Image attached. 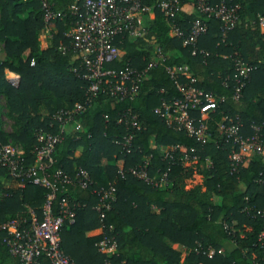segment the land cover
Instances as JSON below:
<instances>
[{"label": "trees", "instance_id": "1", "mask_svg": "<svg viewBox=\"0 0 264 264\" xmlns=\"http://www.w3.org/2000/svg\"><path fill=\"white\" fill-rule=\"evenodd\" d=\"M72 1L50 0L54 10H63ZM156 1L144 3L155 5ZM233 1L239 5V23L223 40L217 20L205 19L195 12L175 15L174 21L183 31L196 18L207 24L193 54L169 32L166 19L156 8L152 19L145 18L142 38L124 36L120 43L118 38L115 41L123 52L121 60L130 67L143 68L152 48L159 47L167 56L166 65L187 66L197 89L224 100L210 114L203 145L170 130L152 110L161 100L176 97L177 92L172 80L157 66L139 84L133 100L112 102L99 94L65 124L46 171L60 170L72 177L80 168L93 183L86 189L58 186L51 202L54 213L62 198L76 205L74 223L64 225L60 231L61 251L74 264H264V236L259 240L264 235V218L255 213L264 211V181H258L264 163L254 155L245 165L232 166L228 159L231 144L216 131L220 118L229 117L240 124L238 133L242 137L256 134L264 150V32L256 23L257 16L264 17V0ZM179 2L184 5L188 0ZM71 21L67 18L48 27L49 43L41 49L38 33L44 27L39 0H0V95L5 100L4 112L0 106V142L23 150L26 165L33 163L35 132L40 129L57 133L58 124L50 116L85 100L86 83L72 72L77 61L64 36ZM63 47L67 48L65 53L61 52ZM236 58L252 70L239 98L233 100ZM4 69L18 75L15 87L5 80ZM126 110L136 115L141 127L134 133L128 153L113 144L126 133L123 126L115 123L117 115ZM193 115L198 117L197 113ZM2 116L11 122L9 131L4 129ZM174 146L178 149L173 161L162 159L161 152ZM182 152L196 157L197 164L183 167L177 159ZM145 160L150 176L156 170L169 168L166 187L154 188L128 174L122 178L118 175L119 170L125 172ZM193 175L199 183L190 182ZM0 179V223L18 216L27 218L28 209L40 219L47 192L27 181L19 187L2 169ZM108 184L114 186L115 194L104 212L101 228L91 207L97 201L96 187ZM103 236L114 242L111 254H101L95 248ZM4 237L0 230V264H18L2 242ZM225 242L233 244L230 252L222 251ZM172 244L181 246L186 254L173 250ZM209 250L214 252L210 257L206 255ZM38 260L39 264H49L44 256Z\"/></svg>", "mask_w": 264, "mask_h": 264}, {"label": "built area", "instance_id": "2", "mask_svg": "<svg viewBox=\"0 0 264 264\" xmlns=\"http://www.w3.org/2000/svg\"><path fill=\"white\" fill-rule=\"evenodd\" d=\"M42 23L44 28L50 27L56 21L71 19L69 30L64 36L69 40V51L77 61L72 72L76 77L86 83L85 100L75 103L71 109L59 110L50 116L51 121L58 124V132L51 133L38 129L35 132V145L32 148V165H26L23 150L10 143L0 142V169L21 187L23 182L44 189L47 193L41 207L40 219L35 213L27 210L28 217H16L0 223V230L5 237L2 242L8 247L10 255L15 257L18 264H39V257L44 256L49 264H74L62 253L60 248V231L64 225H72L75 218L76 205L67 198H62L54 213L51 202L58 186H77L86 189L93 185L90 177L83 169H76L72 177L66 176L62 171L52 173L46 171L52 163L51 154L54 147L61 140L60 133L65 124L72 122L75 115L82 113L93 99L99 94L105 95L112 102L131 101L137 94L139 84L146 78L148 72L155 67H162L167 77L172 80L177 96L169 101L161 100L152 112L174 132H182L187 137L194 138L200 145L204 144L208 126L207 122L212 114L223 102V97L211 93H204L195 87L196 80L185 65H166L167 56L159 47H153L151 57L141 69H135L123 62V52L115 45L120 43L124 36L137 39L145 35V18L152 19L153 8H156L166 19L169 32L181 40L183 47H190L195 53L197 39L207 30L205 21L196 18L183 31L174 21L175 15L182 12L179 0H157L155 5H147L144 0H73L63 10H54L50 0H39ZM187 5L197 15L205 19L218 21V29L223 40L228 32L239 23V5L233 0H188ZM256 23L264 29V17L257 16ZM67 48H61L65 53ZM202 53V51H200ZM204 53V52H203ZM115 64L116 67H108ZM32 65V62L30 63ZM252 68L242 60H233V93L232 99L237 100L249 78ZM9 84L16 86L18 76L12 74L7 78ZM194 113L198 117H194ZM106 121L107 117L103 116ZM115 123L125 128L126 133L113 142L120 151L128 153L131 139L135 132L140 130L136 115L126 110L118 114ZM48 127L51 129L52 125ZM240 124L229 117H221L216 124L218 135L224 142L231 144L228 159L231 165L237 163L244 165L251 156H260L264 163V150L256 134L242 137L238 133ZM75 128L79 126L75 124ZM254 131H257L254 128ZM174 146L171 150L162 151V159L173 161ZM192 152V149L189 150ZM177 159L183 167L197 164V158L191 157L187 152L178 154ZM158 171L150 176L148 174V160L142 164L128 168L125 172L118 171L122 178L124 174L148 184L154 188L168 185L167 173ZM258 181H264V170L258 174ZM96 203L91 210L97 214L101 228H104V212L114 200L115 188L108 184L105 187H96ZM81 207H84L82 205ZM256 215L264 218V211H256ZM264 235L261 234L259 240ZM97 252L111 254L115 248L111 238L103 236L95 244ZM214 252L209 250L206 255L210 257ZM218 254L221 251H217ZM257 264V263H253Z\"/></svg>", "mask_w": 264, "mask_h": 264}, {"label": "crops", "instance_id": "3", "mask_svg": "<svg viewBox=\"0 0 264 264\" xmlns=\"http://www.w3.org/2000/svg\"><path fill=\"white\" fill-rule=\"evenodd\" d=\"M182 12L185 13V14L193 13L192 9L187 4H184L182 6ZM48 31H49L48 28L47 29L46 28H43L38 33V43H39V47L41 49H46L47 46H48V43H49L48 40L50 38V33ZM261 32H264V29H261ZM1 46H2V44L0 43V62L3 60V53L1 52ZM3 73H4V78H5L6 81H7V78L11 77L12 74H14V73L6 70V69H4ZM18 79H19V77H18ZM7 83H8V81H7ZM9 85L11 87H15V86H13L11 84H9ZM0 106L2 107V111L4 112V110H5V108H4V106H5V100H4V98H3L2 95H0ZM2 121L4 123V129L6 131H9V125H10L11 122L7 118H5L4 116H2ZM171 248L173 250H175V251L181 252L182 254H186V251L181 246H179L177 244H172L171 245ZM233 248H234L233 244L232 243H229V242H225L222 245V251H225V252H230Z\"/></svg>", "mask_w": 264, "mask_h": 264}, {"label": "rangeland", "instance_id": "4", "mask_svg": "<svg viewBox=\"0 0 264 264\" xmlns=\"http://www.w3.org/2000/svg\"><path fill=\"white\" fill-rule=\"evenodd\" d=\"M49 39H50V38H49ZM191 167H193V166H191ZM190 182L193 183V184H196V183H199L200 180L198 179L197 176L193 175V176H192V180H191Z\"/></svg>", "mask_w": 264, "mask_h": 264}]
</instances>
